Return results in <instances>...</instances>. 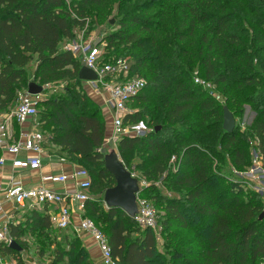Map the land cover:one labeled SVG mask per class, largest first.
<instances>
[{
	"label": "trees",
	"instance_id": "obj_1",
	"mask_svg": "<svg viewBox=\"0 0 264 264\" xmlns=\"http://www.w3.org/2000/svg\"><path fill=\"white\" fill-rule=\"evenodd\" d=\"M66 1H69L73 12L65 11ZM106 1L111 0H0V111L13 109L16 92L26 91L30 83L44 87L61 80L72 81V90L66 99L38 101L37 107L41 108L36 116L38 130L46 135L49 145L57 148L56 152H50L60 160L62 157L77 159L94 169L84 216L98 215L99 225L103 226V229H98L106 237L115 264H161L152 230L134 228L131 218L118 209H101L103 192L114 186L112 177L103 169V155L99 153L106 133L105 123L100 109L84 94V82L77 78L81 68L78 60L60 48L62 42L73 40L75 28L84 26L85 8ZM168 1L158 2L163 7V3ZM196 2L201 0H178L173 5L187 11V14L180 15L179 25L182 26L189 18L186 26L175 31L174 36L178 37L183 28L186 37H190L195 26L205 21L203 14L196 13ZM257 14L259 24L248 30L252 35L248 40L243 39L238 31L227 30L228 19L215 18L213 38L206 42L204 51L198 49L197 69L192 76L176 62V53L165 50L158 38L140 37L136 31L125 32L123 29L103 37L105 52L100 58L109 61L116 57V50H127L130 57L125 60L128 78L134 76L145 81L143 90L131 101H137L143 107L139 104L124 117L123 123L144 122L142 119L148 116L147 123H144L149 131L139 138H122L116 145L118 159L126 169L125 155L133 151L144 153L146 170L142 177L150 184L139 189L143 193L141 197L154 190L155 183H166L168 189L185 191L182 200L163 198L162 228L187 229L186 214L206 219L200 228L205 233L199 255L201 262L190 261L177 254L171 257L169 264H258L264 261V218L258 220L263 211L259 197L245 189L242 183H229L223 194H214L218 182L211 169L213 154L217 155L215 144L221 151L229 152L231 166L238 170L249 165L246 149L237 146L231 133L223 132L219 122L221 120L222 124L224 106L193 83L194 77L210 82L216 92L220 85L228 83L230 76H234L230 82L232 88L252 87L262 91L264 97V80L259 78L264 77V14ZM119 25L121 28L139 26V30L149 33L153 31L151 22L135 16L125 18ZM146 44L152 47L155 57L147 53V56L133 60L132 52ZM214 61L221 62V70L214 67ZM256 61L258 63L254 65ZM30 63H33L31 81L27 71ZM223 87V91H229L228 86ZM167 91L170 92L167 94ZM144 92L146 95L141 97ZM258 107H255L256 112L260 110ZM192 109L198 114L195 118L186 115ZM257 114L250 130L264 156V116ZM208 121H211L210 126ZM154 128L158 130L154 131ZM218 128L222 132L216 140L206 136ZM201 133L203 135H199ZM163 135L166 138H162ZM171 157L173 162L177 159L178 164L173 173L166 169ZM245 192L252 198L239 200ZM228 197L229 201L226 200ZM219 211L222 213L218 214ZM21 212L40 232L52 227L45 209ZM63 231L74 233L71 229ZM8 232L11 240L22 250L20 227L14 220L8 225ZM200 236L199 232L195 233L198 243ZM74 245L69 244L68 251L56 247L53 261L49 264H65V257L70 259L66 264H92L86 258V251L79 244ZM2 254L12 259L18 252L5 247ZM15 261L14 264H21L17 258Z\"/></svg>",
	"mask_w": 264,
	"mask_h": 264
},
{
	"label": "rangeland",
	"instance_id": "obj_2",
	"mask_svg": "<svg viewBox=\"0 0 264 264\" xmlns=\"http://www.w3.org/2000/svg\"><path fill=\"white\" fill-rule=\"evenodd\" d=\"M160 0H111L102 2L98 6L86 7L85 8V24L82 28H75L72 33V38L75 39V36H82L83 39L96 40L98 39V50L100 56L104 55V45L103 37L106 35L113 34L119 30H124L125 32L136 31L138 36L145 38H158L164 49L167 51H174L176 53V62L192 76L197 69V60H198V49L204 51L206 42H209L213 38V23L215 18L224 17L229 20L227 26L228 31H238L241 33L243 39H250L249 31L254 29L256 25L259 24L257 16L259 14H264V0H201V2H196L194 8H197V14H203V19L205 20L201 24L195 26L194 32L190 37H186L187 33L184 32V29H180L178 37L174 36L175 31L179 30L180 27H185L189 18L186 19L185 23L181 25L178 24L180 20V15L183 13L187 14L186 9L176 6L174 4L178 0H169L166 3H163V7L160 6L158 2ZM165 1V0H163ZM65 11L73 12L70 7L69 1L65 3ZM135 16L141 20H147L153 25V31L151 33L144 32L139 30V26H128L121 28L119 23L125 18H130ZM73 17V16H72ZM111 22V24H110ZM249 30V31H248ZM164 36H166V39ZM62 47V46H61ZM151 56L155 57L152 47L148 44L144 45L139 50H134L132 52L131 58L134 60L142 56ZM115 58H121L124 60H129V53L127 50L118 49L114 52ZM201 56V55H200ZM114 59V58H110ZM214 60H217L214 57ZM107 59L100 58L101 63H105ZM257 61L253 64L257 65ZM221 62L214 61L213 65L218 70H221ZM33 69V63H30L28 66V80L31 81V73ZM234 76L229 77V81L226 85H220L216 90V93L219 94V103L221 106L229 107L233 118H234V128L232 129L231 136L234 137L235 143L238 147L246 149V159L250 160V154L257 148V142L252 136L250 127L253 120L257 115L264 116V97L263 92L259 89H253L252 87H244L241 89L232 88L231 83ZM135 78L134 76L130 77ZM264 80V77H259ZM72 81L70 80H61L56 83L44 86V92L39 95L38 101L43 99H52L60 100L66 99L68 92L72 90ZM228 86L229 91H223L224 87ZM227 88V89H228ZM85 90V86L83 85ZM77 90V89H75ZM86 92V90H85ZM84 92V94H86ZM170 92V91H169ZM167 91V94L169 93ZM102 94V93H101ZM87 95V94H86ZM144 92L142 96H145ZM88 96V95H87ZM88 98L94 102V104L99 108V104L96 103L97 99L92 97ZM92 98V99H91ZM96 98V97H94ZM104 101V97H103ZM100 102V101H99ZM139 102H131L128 104L127 108L129 111H132L138 108L140 105ZM258 107L260 110L255 111V107ZM141 107H143L141 105ZM226 107V108H227ZM37 112L41 111L40 106L36 107ZM228 109V108H227ZM12 110V109H11ZM189 117H197V112L195 109H192L189 113H186ZM148 116L142 119L147 123ZM38 117H36L37 122ZM210 126L211 121H208ZM221 125V120L219 122ZM217 125H215L216 127ZM150 128V127H149ZM167 128V127H166ZM175 128H178L176 125ZM166 130V129H163ZM167 131V130H166ZM222 132L219 128L218 130H211L209 133H206L209 137H213L216 140L217 136ZM199 135H203L202 133ZM162 138H166L164 135ZM217 143V141H215ZM215 153L214 161L211 164L212 171L217 175V184H215V195L223 194L225 186L229 183L241 184L242 180L239 176V172L243 169H235L231 166V160L228 157L229 152L226 150H220L215 144ZM235 146V145H234ZM49 150V149H48ZM50 152V150H49ZM115 152L114 151H108ZM106 153V154H107ZM141 151H133L124 157V163L126 165L127 171L133 175L134 178L138 181L139 189L147 187V179L142 177V172L146 169L144 166L145 155ZM180 153V152H179ZM117 154V153H116ZM118 156V154H117ZM119 157V156H118ZM120 159V158H119ZM61 163L68 165L72 169L84 170L88 173V180L91 182L94 180V173L89 165L81 164L77 159H70L66 157L61 158ZM166 169L173 173L178 169L177 159L173 163L167 162ZM144 182V183H143ZM143 183V184H141ZM153 186V185H152ZM154 190L145 192L144 196L141 197L140 192H138L139 198H144L148 200L150 204H153L155 212H157V228L152 231L155 239V248L156 252L159 255V262L161 264H169L170 259L173 255L180 254L190 261L201 262L200 254L202 252L203 241L205 240V233L201 231L202 224L206 223V219L199 218L192 214H186L184 219L188 223L189 227L187 229L181 227H168L162 228L160 225L163 211H162V202L163 198H176L182 200L185 195V191H180L177 189H168L166 183H155L152 187ZM242 192L243 189H242ZM226 196V194H224ZM152 197H156L152 199ZM252 198L248 195V192L242 193V197L239 200H250ZM232 199V198H231ZM229 201L228 199H226ZM231 202V201H230ZM232 205V203H229ZM102 210H106L104 205H101ZM222 211H219L218 214H221ZM194 216V217H193ZM87 218L91 220L94 225L97 226L100 230L103 229V226L99 225L98 215H87ZM13 220L20 227V242H21V252L17 256L12 258L13 262H16L17 258L21 264H30L33 260L39 261L40 264H49L53 261V250L58 247L64 250H70L69 244H75L76 247L78 244L85 251L86 248H93V244H90L86 237H83L80 233L69 234L66 231L56 230L53 227L49 228L46 231H38L35 224H31L27 215L23 214L20 210H17L13 214ZM188 220V221H187ZM138 230H142L134 226ZM199 232L201 234L198 243V239L195 240V233ZM134 237V235H131ZM91 245V246H90ZM74 251L71 252L73 254ZM86 258L92 264H101L100 257L96 259V262H93V258L86 251ZM69 257H65L63 262L66 264L69 262ZM258 264H264V261L259 262Z\"/></svg>",
	"mask_w": 264,
	"mask_h": 264
},
{
	"label": "built area",
	"instance_id": "obj_3",
	"mask_svg": "<svg viewBox=\"0 0 264 264\" xmlns=\"http://www.w3.org/2000/svg\"><path fill=\"white\" fill-rule=\"evenodd\" d=\"M98 42V39H83L77 35L71 41L62 42L60 48L76 58L81 67L96 75L95 81L84 82L85 88L107 96L111 128L105 133L99 149V153L105 155L108 151L116 150L122 138H139L149 130L142 121L123 123L124 117L131 113L128 104L143 90L145 81L136 77L128 78V64L124 59L114 58L101 63ZM193 83L219 103V95L210 82L194 77ZM38 97L28 95L25 90L17 91L13 109L0 111V169L5 166L10 168L6 183L0 188V264H14L11 257L2 254V249L12 241L8 225L12 223L14 212L27 209H45L54 229H71L89 238L98 251L101 264H115L106 237L84 216V204L89 200L90 187L87 173L80 169H72L68 173L42 172L46 164L61 163V160L49 152L51 146L46 135L38 130ZM15 127L18 131H15ZM4 155L10 159H5ZM173 160L171 157L169 162ZM20 174L32 178L31 184L25 185L23 180L17 179ZM239 176L243 187L259 197L264 212V156L259 148L251 152L249 165L239 172ZM69 183L72 184V190H55V186ZM135 205L136 212L131 218L134 225L154 231L157 228V213L153 206L139 198L138 193ZM30 264L40 262L33 260Z\"/></svg>",
	"mask_w": 264,
	"mask_h": 264
},
{
	"label": "water",
	"instance_id": "obj_4",
	"mask_svg": "<svg viewBox=\"0 0 264 264\" xmlns=\"http://www.w3.org/2000/svg\"><path fill=\"white\" fill-rule=\"evenodd\" d=\"M111 24V22H110ZM77 78L80 81H95L96 75L84 67L78 70ZM44 88L41 86L28 84L26 93L31 96L41 95ZM221 128L224 133L230 134L234 128V118L226 107H222V124ZM158 128H154V131ZM103 169L112 177L114 186L106 189L102 194V204L106 209L115 208L123 212L128 218H132L136 212L135 196L139 192L138 181L130 172H128L115 152H109L103 155ZM264 218V212L258 216V220ZM10 249L21 252V249L11 241Z\"/></svg>",
	"mask_w": 264,
	"mask_h": 264
},
{
	"label": "crops",
	"instance_id": "obj_5",
	"mask_svg": "<svg viewBox=\"0 0 264 264\" xmlns=\"http://www.w3.org/2000/svg\"><path fill=\"white\" fill-rule=\"evenodd\" d=\"M85 90H86V94L89 97H92L93 99H97V100H93V101H96V103L99 104L100 114H101V116L104 120V123H105V132L108 133L110 131L111 125H110V109H109V106L107 105V102H106L107 96L103 95V94H95L93 92H90L87 88ZM94 97H96V98H94ZM103 97H104V101H103ZM15 131H18L17 127H15ZM50 151L56 152L57 148L51 146ZM54 156H56V155H54ZM4 158L7 160L10 159V157L8 155H4ZM71 170H72V168H70L68 165H66L64 163H50L48 165L46 164L42 168V172H52V173H62V172L68 173ZM9 174H10L9 166H5L4 168L0 169V188H2L5 185L6 179L9 177ZM17 179L23 180V182H24L23 184H25V185L31 184V181H32V178L24 177L23 174H20ZM55 190H57V191L72 190V184L69 183V184H66L64 186H62V185L55 186ZM83 237H85V236H83ZM87 239L90 242V244H92V242L89 240V238H87ZM86 251L93 258V262H96L97 261L96 259L98 258L99 254H98V251L96 250L95 246L93 245V248H91V249L89 247L86 248Z\"/></svg>",
	"mask_w": 264,
	"mask_h": 264
}]
</instances>
